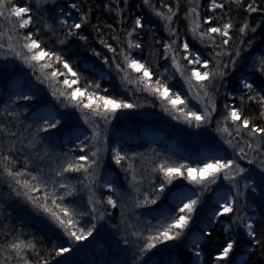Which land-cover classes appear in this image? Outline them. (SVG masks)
<instances>
[{
  "label": "snow or ice",
  "instance_id": "obj_1",
  "mask_svg": "<svg viewBox=\"0 0 264 264\" xmlns=\"http://www.w3.org/2000/svg\"><path fill=\"white\" fill-rule=\"evenodd\" d=\"M257 37L264 0H0V264H264Z\"/></svg>",
  "mask_w": 264,
  "mask_h": 264
},
{
  "label": "trees",
  "instance_id": "obj_2",
  "mask_svg": "<svg viewBox=\"0 0 264 264\" xmlns=\"http://www.w3.org/2000/svg\"><path fill=\"white\" fill-rule=\"evenodd\" d=\"M20 2H23V0H20ZM154 2L158 3L159 0H154ZM264 38L261 37H257V46L258 47H264ZM98 63V62H97ZM20 70V66L17 67V71ZM24 71H27V69H24ZM107 83V82H105ZM3 108V104L0 103V110H2ZM143 112L146 113H155V118L156 120L165 117L163 115V113H161L158 109H150V108H145L142 110ZM164 119V118H163ZM142 123L138 122L137 119L135 121H124L122 122L120 125L117 126L116 131L120 132L122 134L128 135V136H132L134 138H144V129H142L141 126ZM143 143L145 146H147L148 144V140H146L145 138L143 139ZM153 147H158V149H164L166 147H168L167 145L164 144H153ZM143 150V149H141ZM174 159H177V157H173ZM15 206H12V208H10L9 210H13ZM29 217H31V213H28ZM118 213H117V217H118ZM150 218V217H149ZM13 222L15 223H20L19 219L17 218V213L15 211H13ZM27 229L29 232L31 233H35L37 235V239H43L44 242H47L48 240L52 239V234L48 231H46L45 229H43L41 227L39 218H32L30 220V223H28L26 225ZM110 231V229H109ZM114 239V237L112 238ZM98 253L101 256V253L98 250H89L83 254H81L78 257V260L80 261V264H89L90 261L98 259L100 257H98ZM160 261V264H166V261L169 259L168 256L166 255H161L160 257L157 258Z\"/></svg>",
  "mask_w": 264,
  "mask_h": 264
},
{
  "label": "rangeland",
  "instance_id": "obj_3",
  "mask_svg": "<svg viewBox=\"0 0 264 264\" xmlns=\"http://www.w3.org/2000/svg\"><path fill=\"white\" fill-rule=\"evenodd\" d=\"M99 71V69L97 70ZM155 116L143 117L138 116L137 121L142 123V129H144V137L149 140H159L163 138L167 142L168 147L174 148L177 152H183L188 146L181 140L170 127L164 125L163 121L168 120L165 116L156 120ZM175 124V122H171ZM163 144V143H162ZM100 257V254L97 255Z\"/></svg>",
  "mask_w": 264,
  "mask_h": 264
}]
</instances>
